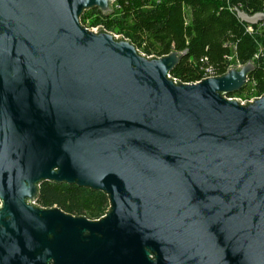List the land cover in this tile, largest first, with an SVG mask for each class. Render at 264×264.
<instances>
[{
	"label": "water",
	"instance_id": "95a60500",
	"mask_svg": "<svg viewBox=\"0 0 264 264\" xmlns=\"http://www.w3.org/2000/svg\"><path fill=\"white\" fill-rule=\"evenodd\" d=\"M118 1L0 0V264H264V95L229 98L255 65L176 81L187 51L82 25ZM47 182L109 210L42 208Z\"/></svg>",
	"mask_w": 264,
	"mask_h": 264
},
{
	"label": "trees",
	"instance_id": "16d2710c",
	"mask_svg": "<svg viewBox=\"0 0 264 264\" xmlns=\"http://www.w3.org/2000/svg\"><path fill=\"white\" fill-rule=\"evenodd\" d=\"M237 11L250 16L264 14V0L118 1L111 16L94 10L97 19L91 26L124 37L146 57L187 51L171 73L184 84L199 82L207 69L219 77L231 66L252 62L255 71L248 85L259 98L264 95V24L247 25ZM85 16L81 23L89 28ZM246 88L229 98L241 96ZM37 205L58 207L71 216L97 221L109 210V199L101 192L47 182L40 186Z\"/></svg>",
	"mask_w": 264,
	"mask_h": 264
},
{
	"label": "rangeland",
	"instance_id": "374dc122",
	"mask_svg": "<svg viewBox=\"0 0 264 264\" xmlns=\"http://www.w3.org/2000/svg\"><path fill=\"white\" fill-rule=\"evenodd\" d=\"M94 10H90V11H87L85 12V24L87 27H89L88 29H97V27H92L91 25L96 21L97 19V15L93 13ZM119 36V35H117ZM248 87L246 88V90L244 91V93L237 97V98H234V99H240L242 101H246V100H251V99H254L256 98V94H255V91L252 89V86L251 85H247Z\"/></svg>",
	"mask_w": 264,
	"mask_h": 264
},
{
	"label": "built area",
	"instance_id": "2783aa9c",
	"mask_svg": "<svg viewBox=\"0 0 264 264\" xmlns=\"http://www.w3.org/2000/svg\"><path fill=\"white\" fill-rule=\"evenodd\" d=\"M97 29H94V30H97ZM214 77H218V76H216L215 72L212 69H207L204 72L203 78L199 82H201L202 80L214 78ZM199 82H197V83H199ZM254 99H256V98H254ZM254 99L246 100V101H242L240 99H236V100H239V101H241L242 104H245L246 102H252ZM231 100H233V99H231Z\"/></svg>",
	"mask_w": 264,
	"mask_h": 264
}]
</instances>
